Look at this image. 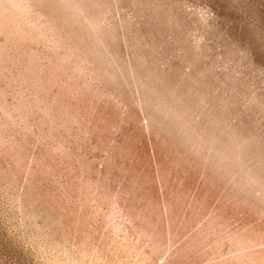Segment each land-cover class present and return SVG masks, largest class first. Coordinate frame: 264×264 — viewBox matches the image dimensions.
<instances>
[{"label":"rangeland","instance_id":"rangeland-1","mask_svg":"<svg viewBox=\"0 0 264 264\" xmlns=\"http://www.w3.org/2000/svg\"><path fill=\"white\" fill-rule=\"evenodd\" d=\"M0 264H264V0H0Z\"/></svg>","mask_w":264,"mask_h":264}]
</instances>
